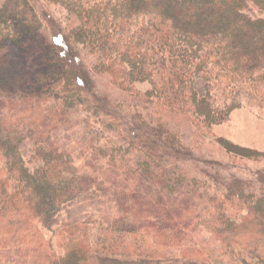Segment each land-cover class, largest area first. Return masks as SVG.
Returning a JSON list of instances; mask_svg holds the SVG:
<instances>
[{
    "label": "trees",
    "instance_id": "1",
    "mask_svg": "<svg viewBox=\"0 0 264 264\" xmlns=\"http://www.w3.org/2000/svg\"><path fill=\"white\" fill-rule=\"evenodd\" d=\"M48 1L78 19L27 80L18 53L52 19L34 0H0V264H264V168L231 180L206 170L223 191L168 168L194 157L184 135L153 113L113 130L74 47L98 55L99 71L154 77L147 100L203 138L233 109L264 112V0ZM91 99L82 109L116 139L91 129L62 142L88 125L79 107Z\"/></svg>",
    "mask_w": 264,
    "mask_h": 264
},
{
    "label": "rangeland",
    "instance_id": "2",
    "mask_svg": "<svg viewBox=\"0 0 264 264\" xmlns=\"http://www.w3.org/2000/svg\"><path fill=\"white\" fill-rule=\"evenodd\" d=\"M34 3L38 5L40 16L41 12H44L46 15H49L52 20L48 22L46 18H42L45 34L44 36L40 32L37 34V39L40 41L41 45L33 41L32 44L18 53V73L19 76L25 77L27 80L34 74L32 71L41 60L40 50L44 53L45 49L47 50L49 48L50 38L55 32H62V34H65L75 25V21L78 19L74 14L75 12L65 4H52L49 3L48 0H34ZM81 3L102 10L105 1L81 0ZM103 14L107 20V13ZM250 14L259 15L258 11H252ZM74 47L84 62L86 73L89 77L88 80L93 84L92 89L95 94L99 98H103L105 102H110L109 108H107V106L104 108L108 109L107 111L110 114L112 113L113 118L110 122L113 130L129 129L130 126L133 125L132 119L138 114L144 118L147 116V118L151 120V117L148 116H152L153 113L155 114V116H153V124L156 123L154 120L157 121L160 120L159 118H162L163 122L184 135L185 147L193 152L194 157H191L192 160L189 162L186 160L184 163H178L174 159L169 158V163L166 165L168 168H172V164H174L180 170H188L195 178L205 181L208 188H217L221 191H223V187L218 186L212 177L205 175L206 170L215 175L216 171L220 170V174L225 180H231V176L233 175L240 178H252L254 172L264 168V112L248 106L238 107L224 117V120H220L217 123L213 122L209 127L210 130L200 127L201 132H208V134L206 137H199L197 131H195L190 123L182 116H179L177 113L170 114L161 109H157L159 110L158 112L155 108L156 102L152 101V99L151 101L147 100V98H151L149 96L154 93L152 84L154 77L144 78L143 76L139 77L135 74L128 75L123 69L119 77H116V75L112 73L99 71L96 69L95 65L98 55L93 52L90 53L85 45L74 44ZM123 67L132 69L130 66L128 67V64H123ZM132 67L135 71H138L139 66L137 64L132 65ZM203 84L204 82L199 81L196 85L200 92V96H204L205 94L202 88ZM90 101L91 103L88 102L86 105L79 107V109L84 112L82 108L94 106V102L95 105L99 103L97 101H92V99ZM89 113L90 112H81L79 120L83 119L84 121V118ZM149 113H151V115H149ZM87 117L88 125L78 123L77 127H75L77 134L73 138L71 137V133H65L67 136L66 138L64 133H62L64 136L62 142L73 144L77 143L76 141H82L85 131L91 129L103 135L105 134V137L109 139H116L117 135L112 133V131L103 129L104 127H102L101 124L96 123L94 116L90 115ZM127 123L129 126L126 125L127 127H122V124L125 125ZM69 136L72 139L69 138ZM205 159L221 163L222 168L207 166L204 163ZM208 171L207 173H209ZM210 194L213 195L212 193ZM252 219L253 218H250L249 221ZM260 240V238L250 240L249 246L251 248L255 247L256 244L262 242ZM182 260L183 259H181V261Z\"/></svg>",
    "mask_w": 264,
    "mask_h": 264
}]
</instances>
